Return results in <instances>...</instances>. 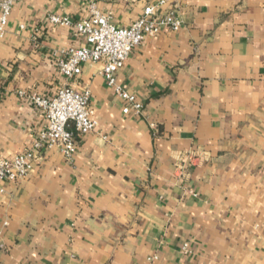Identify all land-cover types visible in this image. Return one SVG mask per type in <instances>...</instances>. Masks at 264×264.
Segmentation results:
<instances>
[{
	"label": "crops",
	"instance_id": "1",
	"mask_svg": "<svg viewBox=\"0 0 264 264\" xmlns=\"http://www.w3.org/2000/svg\"><path fill=\"white\" fill-rule=\"evenodd\" d=\"M156 1H16L0 37V156L46 124L19 91L51 98L68 82L57 55L86 44L50 15L78 20L93 2L128 26ZM171 6L180 28L145 36L117 73L141 114L85 62L68 83L90 90L96 128L71 162L43 148L0 183V264H264V0Z\"/></svg>",
	"mask_w": 264,
	"mask_h": 264
},
{
	"label": "built area",
	"instance_id": "2",
	"mask_svg": "<svg viewBox=\"0 0 264 264\" xmlns=\"http://www.w3.org/2000/svg\"><path fill=\"white\" fill-rule=\"evenodd\" d=\"M16 1L18 0H0V37L6 32L8 17ZM168 1L157 0L147 4L142 14L128 26L113 24L110 15L102 13L93 2L89 5L88 16L78 20L50 15L51 23L71 27L78 35L83 36L86 42L84 46H71L59 52L58 71L69 82L80 74L83 63H100V73L107 85L123 101L121 111L124 114L131 112L139 116L143 108L142 101L118 83L117 73L145 36L155 35L163 27L174 31L180 28L181 21L175 6L160 9ZM68 82L51 98L37 92L19 91L20 96L27 97L42 111L46 124L31 147L12 157L0 156V183L26 177L43 148H56L65 161L71 162L77 137L96 128L98 122L93 116L90 90L84 88L77 91ZM154 258L156 256H153Z\"/></svg>",
	"mask_w": 264,
	"mask_h": 264
}]
</instances>
